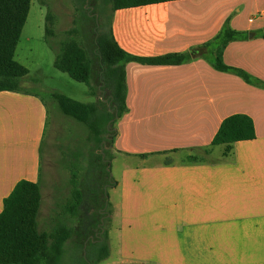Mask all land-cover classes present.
Returning <instances> with one entry per match:
<instances>
[{"label": "crops", "instance_id": "0c3cea01", "mask_svg": "<svg viewBox=\"0 0 264 264\" xmlns=\"http://www.w3.org/2000/svg\"><path fill=\"white\" fill-rule=\"evenodd\" d=\"M227 18L245 38L227 43L223 62L264 83V0L118 8L111 29L125 52L150 57L202 45ZM125 81L127 110L106 148L116 173L101 264H264V86L194 55L179 64L128 61ZM235 113L251 118L255 137L211 145ZM47 118L37 92L0 90V211L19 180L39 184ZM39 190L38 214L46 182Z\"/></svg>", "mask_w": 264, "mask_h": 264}, {"label": "trees", "instance_id": "16d2710c", "mask_svg": "<svg viewBox=\"0 0 264 264\" xmlns=\"http://www.w3.org/2000/svg\"><path fill=\"white\" fill-rule=\"evenodd\" d=\"M164 1L168 0H102L97 19L92 15L89 40L85 41L83 38L85 43L77 40L74 35L80 31L83 36L82 29L72 27L64 31L65 36L58 41L57 46L51 40L55 35V15L46 3L41 2L47 9L45 38L55 49L54 67L89 86L92 79L101 82L107 102L104 103L102 99H99L101 105L81 102L58 91L50 92V96L62 114L86 127L87 140L99 147L102 140L105 141V146L112 144L116 134L114 123L127 110L125 64L128 61L179 64L191 59L193 55L203 56L217 70L231 72L247 83L264 86L261 80L245 70L223 62L222 51L227 43L245 38L243 32L229 26L228 18L215 36L189 51L150 57L125 52L112 34L113 11ZM30 2L31 0H0V90L23 89L21 83L28 69L14 59V51ZM110 119L112 121L107 125ZM254 137L251 118L235 113L221 121L211 139V145H230L235 141ZM107 153L109 151L106 148L86 157L80 150L76 153L73 151L72 155L63 153L62 166L70 171L69 194L64 201H57L51 209L50 223L46 230L38 229L39 184L21 179L14 185L3 199L0 211V264H57L67 240H71L79 248L83 264H100L108 257V229L101 231L102 227H99L101 221H110L108 215L111 213L109 201L105 206L104 193L105 184L107 188L114 184L113 178L108 179V171L105 169L108 163L105 159ZM102 154L104 158H101ZM100 232L102 235H98Z\"/></svg>", "mask_w": 264, "mask_h": 264}, {"label": "rangeland", "instance_id": "374dc122", "mask_svg": "<svg viewBox=\"0 0 264 264\" xmlns=\"http://www.w3.org/2000/svg\"><path fill=\"white\" fill-rule=\"evenodd\" d=\"M42 1L50 7L55 15L53 24L55 35L51 40L57 46L58 41L65 36L64 31L72 27L82 29L83 36L80 31L76 35L73 34L77 40L83 43L86 39L89 40L93 23L92 15L93 13L98 15L102 0H88L87 3L83 0H31L14 51V59L28 69L21 86L24 89L37 92L47 102L48 118L41 149L39 182L40 187L46 182V190L44 204L40 207L38 214V229L46 230L49 227V217L54 204L57 201H64L69 194L70 171L62 166L63 153L72 155L73 151L76 153L80 150L82 155L86 157L93 154V152H101L99 146L87 140L88 130L83 124L59 112L58 118L55 120L54 115L58 111V107L52 100L50 92L58 91L75 100L86 103L95 102L98 105H101L99 99H102L104 103L107 100L104 97L101 82L92 79L89 86L85 82L72 79L65 72H61L54 67L55 49L47 43L45 38V14L47 9L45 5L41 4ZM86 14L88 17H86ZM74 20H77L78 24L74 23ZM83 38H85V41ZM108 156H110V153H107L105 158L108 160L105 169L108 171L109 179L110 177L113 178L112 172L113 174L116 172L115 166L110 167ZM101 158H104L103 154ZM101 180H104V178L101 177ZM108 190L109 187L106 188L107 192ZM110 215L108 216L111 219ZM110 225V221H102L99 227H102L101 231H103L105 228L108 229ZM98 235H102V232ZM57 264H83L80 250L72 244L71 240L65 242Z\"/></svg>", "mask_w": 264, "mask_h": 264}, {"label": "water", "instance_id": "95a60500", "mask_svg": "<svg viewBox=\"0 0 264 264\" xmlns=\"http://www.w3.org/2000/svg\"><path fill=\"white\" fill-rule=\"evenodd\" d=\"M85 3H87V1L85 2ZM95 18H97V14H95ZM112 121V119H110L109 121H108V123H107V125L110 123ZM107 136V135H106ZM103 148H107V146H105V141L104 140H102V143H101V147H100V151L102 152L103 151ZM109 166V165H108ZM106 188H107V185H105L104 186V193H105V206H106V203H107V201H108V195H107V191H106ZM101 223H102V221H101ZM85 246V245H84ZM84 248V247H83ZM85 254V252L83 251V255ZM87 264H89L88 262H87Z\"/></svg>", "mask_w": 264, "mask_h": 264}, {"label": "flooded vegetation", "instance_id": "af4514ba", "mask_svg": "<svg viewBox=\"0 0 264 264\" xmlns=\"http://www.w3.org/2000/svg\"><path fill=\"white\" fill-rule=\"evenodd\" d=\"M88 1V0H85V2ZM90 10V9H89ZM94 14V13H93Z\"/></svg>", "mask_w": 264, "mask_h": 264}]
</instances>
